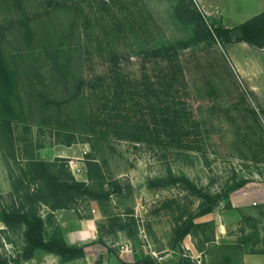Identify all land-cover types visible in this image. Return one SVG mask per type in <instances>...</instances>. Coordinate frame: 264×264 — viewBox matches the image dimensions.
<instances>
[{"label":"rangeland","instance_id":"374dc122","mask_svg":"<svg viewBox=\"0 0 264 264\" xmlns=\"http://www.w3.org/2000/svg\"><path fill=\"white\" fill-rule=\"evenodd\" d=\"M179 2L0 0L14 93L12 134L0 116V208L33 207L48 238L56 209L36 198L47 193L33 161L82 181L89 192L59 195L58 205L95 217L93 246L104 254L93 264H132L137 249L156 264H240L243 252L264 253V47L194 40L174 14ZM210 2L185 0L228 27L253 15L250 0ZM182 176L210 193L242 184L172 245L200 201ZM234 232L238 244L215 242ZM21 247L22 227L0 222V255ZM42 254L8 264H51Z\"/></svg>","mask_w":264,"mask_h":264},{"label":"trees","instance_id":"16d2710c","mask_svg":"<svg viewBox=\"0 0 264 264\" xmlns=\"http://www.w3.org/2000/svg\"><path fill=\"white\" fill-rule=\"evenodd\" d=\"M179 1L174 14L178 20L192 25L194 40L216 42L220 45H225L232 41H242L253 46L264 47V9L228 27L217 23L214 19H208L202 13L195 11L185 3V0ZM12 97H14V93L12 92L10 69L0 50V116L2 117V124L9 134H12L8 120L13 117L11 113L13 105L10 102V98ZM32 164L40 167L45 178L43 183L44 192L47 193L44 195L43 192H40L36 198H41L44 204L49 203L53 205V210L70 208L64 207L65 205H58L63 204L64 200L67 199L61 198L59 195L69 197V194H87L89 192L82 181L75 180L71 175L65 179H59L57 175L59 172H56V174L55 172L51 173V171L47 172L44 169L46 163L33 161ZM176 179L184 183L189 192L195 194L200 201L195 209L189 211L184 217H180V220L176 223L172 230V245L180 243L183 237L190 233L196 224L194 219L210 213L219 201L226 199L230 192L236 190L242 184L241 182H237L229 185L222 191L210 193L204 192L202 188L196 187L183 176L177 177ZM157 181L162 182L161 180ZM50 214H52V211H50ZM78 216L80 217L81 215ZM0 222L7 227H22L21 249L14 257L0 255V264H8L9 261L18 262L20 260H27L39 250L57 256L59 260L56 264H64L68 261L81 258L84 255L83 247L85 244L76 246L66 244L56 222H54L55 234L44 238V221L41 215L33 210V207H30L29 210H22V208L10 210L0 208ZM97 257L94 260L95 263L101 259L100 255ZM132 261V264H156L141 249H137L132 254Z\"/></svg>","mask_w":264,"mask_h":264},{"label":"crops","instance_id":"0c3cea01","mask_svg":"<svg viewBox=\"0 0 264 264\" xmlns=\"http://www.w3.org/2000/svg\"><path fill=\"white\" fill-rule=\"evenodd\" d=\"M196 1L198 2V0ZM202 2H210L212 4L213 0H202ZM250 2L253 9V15L264 9V0H250ZM236 206H239L241 211L243 210V207L240 202H237ZM53 218L57 223L61 236L66 244L73 246L85 244V246L83 247V257L68 261L64 264H87L83 262L86 260L89 261L88 264H93L94 259L98 258L97 256L100 255V253L96 255V248H94L93 246V243L97 239L95 217L91 215H88L87 217H79L77 213L72 209H56L55 211H53ZM217 226L220 231V228H222L223 226L222 222H218ZM216 237L217 238L215 242L220 244L235 245L239 242L237 232L222 235L217 233ZM183 247L189 248L186 243H183ZM102 254L104 253H101V258L103 256ZM45 255L51 258V264H56L58 262V259L55 255L47 253L42 254V257H44ZM239 263L264 264V253L261 254L254 250L243 252L240 256Z\"/></svg>","mask_w":264,"mask_h":264},{"label":"built area","instance_id":"2783aa9c","mask_svg":"<svg viewBox=\"0 0 264 264\" xmlns=\"http://www.w3.org/2000/svg\"><path fill=\"white\" fill-rule=\"evenodd\" d=\"M75 170H77V171H78L79 169L75 168ZM79 171H80V170H79Z\"/></svg>","mask_w":264,"mask_h":264}]
</instances>
